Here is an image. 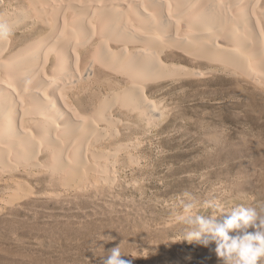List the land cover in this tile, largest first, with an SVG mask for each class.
I'll list each match as a JSON object with an SVG mask.
<instances>
[{
	"label": "bare ground",
	"instance_id": "1",
	"mask_svg": "<svg viewBox=\"0 0 264 264\" xmlns=\"http://www.w3.org/2000/svg\"><path fill=\"white\" fill-rule=\"evenodd\" d=\"M214 72L264 92V0H0V212L110 181L109 126Z\"/></svg>",
	"mask_w": 264,
	"mask_h": 264
},
{
	"label": "rangeland",
	"instance_id": "2",
	"mask_svg": "<svg viewBox=\"0 0 264 264\" xmlns=\"http://www.w3.org/2000/svg\"><path fill=\"white\" fill-rule=\"evenodd\" d=\"M206 75L164 80L155 122L109 126L110 181H44L54 197L0 212V264H264V92Z\"/></svg>",
	"mask_w": 264,
	"mask_h": 264
}]
</instances>
